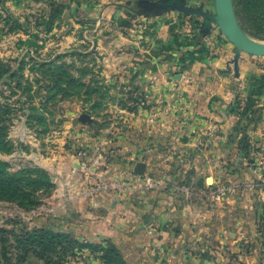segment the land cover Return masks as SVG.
<instances>
[{"label":"rangeland","instance_id":"rangeland-1","mask_svg":"<svg viewBox=\"0 0 264 264\" xmlns=\"http://www.w3.org/2000/svg\"><path fill=\"white\" fill-rule=\"evenodd\" d=\"M241 4L0 0L1 192L8 189L0 195V264H264V55L239 50L223 28L226 18L229 32L259 48L264 30L242 18ZM219 59L233 70L217 74L236 79L221 85L236 93L231 103L202 106L180 77ZM144 132L149 152L155 134L165 152L145 174L158 186L197 189L176 198L192 202L203 234L171 253L163 250L170 244L153 243L139 259L90 223L109 213L96 207L106 198L98 187L116 199L142 182L133 167L144 160ZM211 133L232 156L207 160L199 178L180 146ZM170 141L185 171L175 184L167 179Z\"/></svg>","mask_w":264,"mask_h":264},{"label":"crops","instance_id":"crops-1","mask_svg":"<svg viewBox=\"0 0 264 264\" xmlns=\"http://www.w3.org/2000/svg\"><path fill=\"white\" fill-rule=\"evenodd\" d=\"M203 64H201V66L197 64V66H209L208 62ZM212 66L214 69L203 71L201 75L181 76L179 81L194 84L193 87H188L190 88L189 92L192 98L202 102V106H205L208 101L214 100L212 107L217 108L216 106L222 104L218 103L219 101L231 103L236 93L235 90L234 92L230 90V85L222 86L223 80H228L230 81L229 83L232 84L236 83V79H233L230 75L225 77L219 76L223 71L233 70V66L228 64L227 61L221 59L214 60L212 61ZM217 72L220 73L217 74ZM210 78L212 80H210ZM195 114H197V112H195ZM216 119L218 118L216 117ZM156 135L157 134L153 136L154 152L152 150H150V152L147 150L150 146L149 143H151L147 138L150 134L144 132L141 139V150L144 158L141 164H144L145 171H152L156 166L161 167L159 162L165 154V152L159 150L161 148L155 144L157 142L155 139ZM209 135L213 140L203 139V142H200V140L198 141L197 138H195V134V139L193 138L189 141L191 137L187 138V141H184L180 146L187 156L188 163L191 164L192 162V166H189V168L194 167L197 170L196 175L199 178H202V175L209 170L207 166L204 165L207 160L212 162L216 159L217 161H222L223 159L225 161V158L228 159V157L232 156V148H226L227 145L222 144L218 135L213 133ZM176 143V141H170L169 146V177L167 178L169 184H175L178 180L182 179L183 173L185 172L182 166H180V168L178 167L179 147ZM152 153H157L158 159H156V157L155 159H150ZM208 157H210V159H208ZM135 167L136 165L133 167V170ZM149 174L150 173L147 175ZM127 179H131L130 176ZM132 184L130 183L126 191H124L125 195L123 198L118 197L116 199L113 198L111 193H107V191L105 192L98 187V189H96L98 191L96 192L97 196L106 198H98L99 202L96 203V207L105 206L109 209V213H107L108 215H105L101 221L95 223L96 220H93L95 224L90 223V225L98 231L97 233H106L108 239L117 244L122 251L125 248L127 252H130V257L142 258L145 256V253L152 251L151 248L154 249L152 247L153 243L170 244L169 247H164L163 250L171 253L174 251V248H171L172 244H176L183 240L188 242L203 234L202 231H197V229L195 231L193 226L195 219L193 211L195 208L192 206V202L186 200L183 205H180L176 198L179 192L183 194L185 190L187 193H194V191L197 190L196 188L189 186L179 188L178 191L176 188L172 189V186L168 188L158 186L154 183L150 187L137 188H133ZM104 200L107 202L108 200L109 202L113 200V205L110 203H100ZM80 207H82L81 204ZM81 209L82 208H80V211H83ZM82 221L84 222L86 220ZM82 226H84V224H82ZM203 226L204 224L201 223L195 227ZM125 244L130 245L128 250ZM135 252L136 254H132Z\"/></svg>","mask_w":264,"mask_h":264},{"label":"trees","instance_id":"trees-1","mask_svg":"<svg viewBox=\"0 0 264 264\" xmlns=\"http://www.w3.org/2000/svg\"><path fill=\"white\" fill-rule=\"evenodd\" d=\"M239 12L242 18L251 24L253 29L264 30V0H243ZM3 169L4 166L0 164V195L4 198L8 194V189L6 187L1 192L3 187L6 186V182L2 179ZM7 183L12 184L10 181H7Z\"/></svg>","mask_w":264,"mask_h":264},{"label":"water","instance_id":"water-1","mask_svg":"<svg viewBox=\"0 0 264 264\" xmlns=\"http://www.w3.org/2000/svg\"><path fill=\"white\" fill-rule=\"evenodd\" d=\"M224 33L226 34V36L228 37V39L239 49V50H243L246 52H249L251 54L254 55H258V56H263L264 55V48H259V47H253V46H248L247 44H244L240 39H238V37L232 33L229 32L228 30V20L225 18V26L223 28ZM81 120L83 122H90L91 118L87 115L82 116ZM73 125H77V121L73 122ZM134 173L137 176H142L145 173V166L144 164H137L135 169H134Z\"/></svg>","mask_w":264,"mask_h":264},{"label":"built area","instance_id":"built-area-1","mask_svg":"<svg viewBox=\"0 0 264 264\" xmlns=\"http://www.w3.org/2000/svg\"><path fill=\"white\" fill-rule=\"evenodd\" d=\"M140 179H143V180H141L142 182V185H141V183H135V184H133V188H137V187H150V186H152L153 185V183H152V179L150 178V177H147V174H143L142 176H139V178H138V180L137 181H139Z\"/></svg>","mask_w":264,"mask_h":264},{"label":"bare ground","instance_id":"bare-ground-1","mask_svg":"<svg viewBox=\"0 0 264 264\" xmlns=\"http://www.w3.org/2000/svg\"><path fill=\"white\" fill-rule=\"evenodd\" d=\"M221 13V12H220ZM223 14V13H222ZM222 16V15H221ZM222 18V17H221ZM222 22V20H221ZM224 23V22H223ZM232 30V29H231ZM234 33L236 34V36L238 37V39H240L244 44H247L248 46H253L256 47L255 44L253 43V41H250L247 37L241 35L240 33H238L237 31H234Z\"/></svg>","mask_w":264,"mask_h":264}]
</instances>
